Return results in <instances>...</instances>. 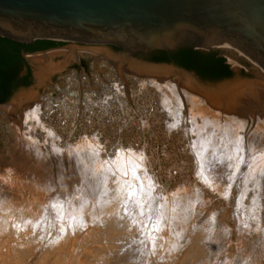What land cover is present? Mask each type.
<instances>
[{
  "label": "bare ground",
  "instance_id": "6f19581e",
  "mask_svg": "<svg viewBox=\"0 0 264 264\" xmlns=\"http://www.w3.org/2000/svg\"><path fill=\"white\" fill-rule=\"evenodd\" d=\"M30 60L58 67L0 106L18 154L0 168V264H264L263 85L237 114L100 49ZM110 106L159 126L115 145Z\"/></svg>",
  "mask_w": 264,
  "mask_h": 264
},
{
  "label": "water",
  "instance_id": "95a60500",
  "mask_svg": "<svg viewBox=\"0 0 264 264\" xmlns=\"http://www.w3.org/2000/svg\"><path fill=\"white\" fill-rule=\"evenodd\" d=\"M0 38L56 43L23 53L21 76L29 68L32 79L17 88L19 93L40 86L46 72L58 67L30 57L58 48L103 50L119 67L140 76H179L186 89L226 112L240 114L245 100L259 98L257 84L264 86V0H0ZM184 49L216 54L232 75L201 77L176 63L174 55ZM234 49L242 55L228 51ZM160 53L169 61L155 60ZM229 57L240 66H232Z\"/></svg>",
  "mask_w": 264,
  "mask_h": 264
},
{
  "label": "trees",
  "instance_id": "16d2710c",
  "mask_svg": "<svg viewBox=\"0 0 264 264\" xmlns=\"http://www.w3.org/2000/svg\"><path fill=\"white\" fill-rule=\"evenodd\" d=\"M53 41H39L37 46L24 45L14 40L0 38V103L10 100L13 93L21 85L31 84L32 74L28 68L27 74L21 76L26 63L21 56L22 49L29 51L46 50L55 47ZM158 56V57H157ZM177 64L195 70L201 77L209 80H220L232 75L226 60L216 54H202L198 51L184 49L174 55ZM157 61H169L165 53L155 56Z\"/></svg>",
  "mask_w": 264,
  "mask_h": 264
},
{
  "label": "rangeland",
  "instance_id": "374dc122",
  "mask_svg": "<svg viewBox=\"0 0 264 264\" xmlns=\"http://www.w3.org/2000/svg\"><path fill=\"white\" fill-rule=\"evenodd\" d=\"M70 67H77V66H75V65H71ZM53 83H55L56 82V79H54L53 81H52ZM22 89H17V90H15V92H14V94H13V96L11 97V99L8 101V102H6V103H0V106H6V105H8V104H10L12 101H13V99H14V97H15V93L17 92V93H19L20 91H21ZM113 106H110V108H107V110H105V113H104V110H103V114H102V117H101V114H98V116L97 117H99L100 119V121H102L103 120V124L104 123H106V122H108V121H106V119L107 120H109V122H111L110 120L113 118V117H116V118H114V119H112V122H111V124H110V127H112L111 129L113 130V127H115V125L117 126V127H120L121 126V129L120 128H117V129H115L114 131H112L111 132V129H109L110 131H106V128H103V127H101V126H103L101 123V125H100V127H101V129H102V131L104 132V135H105V137H106V139L108 140V141H111V143H113V144H115V145H118V143H119V141H121L120 139H122L123 138V136L122 135H125V132L127 131V132H130L131 133V135L132 136H134L135 137V134L134 133H136V130H140V129H143V128H145V126H146V129H144L145 130V132H147V131H151L153 128H150L151 126H153V124H151L150 122H148L147 123V121L145 122V120H140L139 119V117L138 116H134L133 114L131 115H129L128 116V114L127 113H125V112H120V109L119 108H115V107H113ZM112 109V111L111 112H113V113H111L110 112V110ZM114 109V110H113ZM117 110H118V112H117ZM106 111H107V113H109L110 112V114H106ZM118 113V114H116V112ZM123 113H124V115H123ZM105 115V116H104ZM123 117H122V116ZM126 115V116H125ZM112 116V117H111ZM109 117V118H108ZM128 117V118H127ZM123 120V121H126V122H122L121 123V119ZM123 118H125V120L123 119ZM128 119V120H127ZM136 119V120H135ZM140 121V122H138V120ZM1 120V119H0ZM114 120V121H113ZM118 120H120V121H118ZM115 121H117V122H115ZM132 121V122H131ZM115 122V123H114ZM144 122V123H143ZM120 123L122 124V125H120ZM124 123V124H123ZM141 123V124H140ZM114 124V125H113ZM118 124H119V126H118ZM138 124H140V125H138ZM157 124V125H156ZM159 124V122L157 123H155L154 124V126H159L158 125ZM1 125V124H0ZM112 125V126H111ZM132 125H134V126H132ZM150 125V126H149ZM138 126V127H137ZM100 127H99V129H100ZM104 127H106V125H104ZM108 127H109V123H108ZM107 127V128H108ZM109 127V128H110ZM125 127V128H124ZM131 127H134V128H132L131 129ZM136 127V128H135ZM3 128H2V126H0V168H2V169H4V168H6L5 166H7V167H9V162L11 161V162H13V159H12V157H13V155L14 154H17V152L15 153L14 152V150H15V148H12V147H14V146H16L15 145V141L14 140H12V136L11 135H9L10 137L8 138V135H5V133L2 131L1 132V130H2ZM122 131H120V130ZM134 129V130H133ZM148 129V130H147ZM119 133H117V132ZM101 132V131H100ZM111 132V133H110ZM115 132V133H114ZM134 135H133V134ZM114 134V135H113ZM103 135V136H104ZM107 135H108V137H107ZM113 135V136H112ZM116 135V136H115ZM115 136V137H114ZM136 136H137V133H136ZM5 137V138H4ZM105 137H103V138H105ZM115 139H114V138ZM11 139V141H9ZM117 139V144H116V140ZM119 140V141H118ZM13 141V142H12ZM113 141H115V142H113ZM9 143L8 145L10 146V144H11V148L12 149H14V150H12V151H8L9 150V146L7 145V143ZM11 142V143H10ZM5 143H6V145H5ZM112 144V145H113ZM14 145V146H13ZM10 148V149H11ZM164 151H165V149H164ZM8 152H11L12 154H10V153H8ZM14 153V154H13ZM9 154L12 156H9ZM18 155V154H17ZM11 157V158H10ZM7 160H10V161H7ZM17 160V161H16ZM15 160V164L18 162L19 163V161H21V160H18V159H16ZM11 166V165H10ZM4 167V168H3Z\"/></svg>",
  "mask_w": 264,
  "mask_h": 264
},
{
  "label": "flooded vegetation",
  "instance_id": "af4514ba",
  "mask_svg": "<svg viewBox=\"0 0 264 264\" xmlns=\"http://www.w3.org/2000/svg\"><path fill=\"white\" fill-rule=\"evenodd\" d=\"M39 41H37L36 43H31V44H24V45H34V46H37V43H38ZM56 44V43H55ZM50 49V48H49ZM47 50V49H46ZM37 51H40V50H37ZM28 53V52H35V51H29V50H26V49H22V51H21V56L23 57V53Z\"/></svg>",
  "mask_w": 264,
  "mask_h": 264
}]
</instances>
